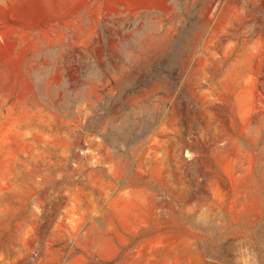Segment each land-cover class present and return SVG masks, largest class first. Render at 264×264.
<instances>
[{"label": "rangeland", "instance_id": "374dc122", "mask_svg": "<svg viewBox=\"0 0 264 264\" xmlns=\"http://www.w3.org/2000/svg\"><path fill=\"white\" fill-rule=\"evenodd\" d=\"M0 264H264V0H0Z\"/></svg>", "mask_w": 264, "mask_h": 264}]
</instances>
